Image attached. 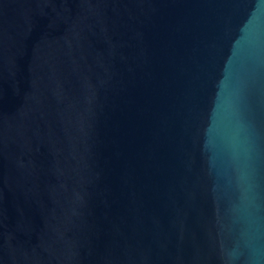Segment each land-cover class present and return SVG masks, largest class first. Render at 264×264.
I'll use <instances>...</instances> for the list:
<instances>
[{
  "label": "water",
  "instance_id": "obj_1",
  "mask_svg": "<svg viewBox=\"0 0 264 264\" xmlns=\"http://www.w3.org/2000/svg\"><path fill=\"white\" fill-rule=\"evenodd\" d=\"M0 264H264V0H0Z\"/></svg>",
  "mask_w": 264,
  "mask_h": 264
}]
</instances>
